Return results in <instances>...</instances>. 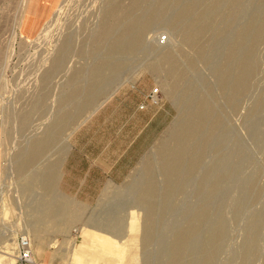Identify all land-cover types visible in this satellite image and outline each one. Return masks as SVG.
<instances>
[{
    "label": "rangeland",
    "instance_id": "374dc122",
    "mask_svg": "<svg viewBox=\"0 0 264 264\" xmlns=\"http://www.w3.org/2000/svg\"><path fill=\"white\" fill-rule=\"evenodd\" d=\"M23 1L24 0H0V247H10L11 248L10 255H5V254L0 253L2 254V258H1L2 263L7 264L6 261H9V262L13 261L12 264H19L16 258L17 257V242L20 237L27 236L31 243L32 257L34 258L37 264H160V263L170 264L169 250H171V248L173 247L177 236L179 235V233L186 231L189 228V226H191L192 224L197 223L198 225L196 224L197 227L193 233V236L188 241L189 244L187 245L186 249H184L185 252L187 251L186 255H183L184 257L180 256L178 258V261L175 262L174 264H195V262L196 264H264V108H263L264 99H262L264 97V2H263L264 0H238V1L236 0H208L209 4L207 3V0H202L203 3H201V0H196V1L186 0V2L185 0L183 1L182 0H179V1L167 0V2L165 3L163 7H158V5H155L156 6L155 7L154 6L155 0H151V1L146 0L142 4L143 7L141 6L140 8L141 10L143 9L142 12L144 13L142 12H141L142 14L139 13L141 11L139 9L134 10V13L132 12L133 14L131 13L128 17H126V19L128 18V20L124 18L121 21L122 25L119 26V23H116L114 26L118 24L119 29L124 28L127 24H129L128 23L129 21L132 22L133 19H135V16H134L135 14H137V17H138L144 14H147L149 11H151V9H149L151 5L152 6L150 8H152V10H155V9L163 10V11H160V14L158 16H160L161 13L165 15L167 13L168 15H166L167 17L166 16L164 17L163 14L161 15V17L157 16V18H160V19H157L155 17L156 19L153 20V24L151 23L152 26L151 24H149L150 27L148 26L147 29H145L144 31L146 33L143 32L144 36H142V43H140V46L137 49L132 51V53L134 52L133 53L134 56L131 54V52H123L121 54L122 56L120 54H117L114 58H112V62H119L123 64L122 67L124 66L123 69L121 67L116 70L117 72L118 71L120 72H118V75H117L118 80L116 79L114 80V82L111 79L116 78V75H115L117 73L116 71L114 72L115 73L114 74L110 69L107 70L103 68L104 73L102 69L100 71V75L103 73L101 77H103L104 75L106 78L105 80H102V81H95L90 74L94 72V69L100 63V62L98 63L97 60L102 59L101 60V63H102V61L106 59L105 57H108L106 55H109V50H110V45H111L110 42L113 40V38H116V36L118 37L120 36V33H121L120 31H122V29L118 30V28H116L115 30V28H113L114 31L117 33L113 32L114 34L112 33V37H110L109 40L103 39L106 42V43H103L105 47L101 45L102 43H100V46L98 47L99 49H97V52L100 51L98 52L99 54L98 53L95 54L96 50L93 53L90 52L91 49L87 50L88 48L92 47L90 46L91 40H92L91 36L93 33L92 30L94 31L95 29L96 31L100 27L99 25H101V23L99 22H102L101 17L103 15L102 14L103 12H101L100 7L101 6L105 7L102 4H105V2L108 4L109 0H58L55 4L51 17L46 21L44 20V16L41 11L42 9L38 8L36 19L39 24L36 22L32 26L31 25L29 26L30 22L25 21L23 18L24 13H25L24 12L25 6L23 5ZM159 1L160 0H156V3L158 4ZM169 1L172 3L173 6L171 5ZM176 1H177V4L178 2L180 3L177 5L176 3H174ZM121 2H123L122 5H124L125 2H126L125 3L126 6L128 4L126 0H123V1L121 0ZM146 2H149L150 4ZM41 3L43 4L44 1H41ZM167 3L168 5L166 7ZM215 3L216 5L213 6ZM42 4L41 6H43ZM191 4L196 9V11H198L199 9L197 14L199 13L204 14L206 12L204 14L205 16L204 15L203 16L205 18H207L208 16L207 19L203 17V20L201 19L197 25L195 24L197 28L199 29H201V27L203 28L202 31L204 32V34L201 35V41H203L204 43L203 44L204 50L202 51V56L203 54L205 55L204 58L197 57L198 51L192 46H190L189 43L185 42V38H183L184 33L182 32L184 28H181V27H183L186 24H182V26L181 24L178 25V27L180 26V28L179 29L175 28V30L173 27H171L174 17L176 15H179L183 11V9L187 8ZM235 5L237 6L235 7ZM147 6H148V9H147ZM168 7L170 10L168 9ZM200 7L202 8L200 9ZM204 7L206 10L204 9ZM164 8L167 11L166 13H164L165 12ZM145 10H147V12ZM172 10H174L175 12ZM169 11L170 13H168ZM171 12L172 13L174 12V13L172 14ZM215 12L217 13L215 14ZM132 15L134 18L132 17ZM171 16L172 17L174 16V17L172 18ZM185 18L187 20L184 19L182 20L181 23L188 22L187 24L190 23V25L192 24L194 26V22L196 21V14L194 12L188 14ZM124 20H125V23H123ZM169 20L170 22H168ZM225 21L227 22L225 23ZM205 24L207 25L211 24V25L207 26ZM123 25L124 27H122ZM88 26H89V29H87ZM206 26L208 28H206ZM39 27H40V30H39ZM168 27L170 29L172 28V30H170ZM212 30H213V33H211ZM257 31H260V32L256 33ZM223 32H225L224 33L225 36ZM210 34H212V37ZM64 35H70L72 38L76 40V42H74L73 41L74 39L71 38L73 41L72 47H74L73 43H76L75 47L69 53V56L67 59L68 62L66 61V65L63 68L64 70L60 69L61 72L59 71L58 73L57 71L56 74L54 73L53 75L54 77L53 76L51 77L52 80L51 82H49V88L47 89V94H46L47 97L45 96L46 99H44L45 101L43 100L44 107H43V104H41L42 109H40L39 111H35L34 115L33 113H31L32 114L31 116H33V119L30 116L31 120L29 118V122L27 124L28 127L26 126L25 128H22L23 129L22 130L20 127L19 121L17 119L18 112L20 111V109H22L23 106H25V104L26 106L28 105L27 104L29 102L27 100V98H29L28 94L32 90L30 92L28 91L30 90V88L31 89L34 88V85H36L34 83H36L37 80H39L38 76L41 77L40 74H42L43 73L42 71H44L43 69H45L46 64L42 63L44 64L42 68L41 60L43 59L42 62L46 59L48 60L49 56L54 54L53 51H55V48L58 45L57 43L60 42V40L58 41V39H61ZM217 35H218L217 37L218 39L221 37L225 39H220L221 40L220 41L216 38ZM203 36L205 38H202ZM209 37L213 39L214 42H212V40ZM231 37H233V39ZM247 37H250V38L248 39ZM161 38H165V40L161 42L160 41ZM215 38H216V41L214 40ZM246 39L248 41H246ZM103 40H101V42H104ZM217 40L220 42H218ZM225 40L227 42H225ZM181 41L183 42L181 43ZM177 45H179L180 47ZM141 46H142V49H141ZM79 47L81 49L82 47L83 48L85 47L86 50L83 49L84 54H82L81 52L78 54V52L80 51ZM102 47H104L103 51L105 50V52L103 53H101L102 50H100L102 49ZM237 48L240 49L241 51L240 53ZM243 48L247 51H245ZM251 48L253 51H251ZM169 49L170 50L172 49V51H175V52L181 50L179 53L177 52V54L179 55L178 58L180 59L179 67L181 70H186V67L188 66V60L192 61L193 65L191 67V70L186 71L184 77L181 80H178V81L173 80V78H171L169 73H167V70H168L167 66L162 68L165 70L162 71V69H159L158 71L153 64L155 62L156 63L158 62L159 60L158 58L161 56L160 54L166 51H169ZM160 50H161V53L158 52ZM208 50H210L209 53H211L209 55L208 53H204V52H208ZM88 51L91 54H89ZM234 51L238 53V57L235 56L237 55V53H234ZM100 53L103 54L102 57H100L101 56ZM104 53H106L105 56H104ZM128 53L129 55L127 56ZM97 55H99V57ZM157 55H160V56L157 57ZM180 55H182L181 58H180ZM90 56L91 57L93 56L92 57L93 59H91ZM94 56L95 58H97L96 61H95ZM185 56L187 57V59ZM197 58H200V59L198 60ZM210 58L212 59L209 60ZM227 58L229 60H227ZM235 59L238 61H236ZM230 61L234 63V65L232 63L229 64L228 62ZM239 61L240 63H237ZM96 62L97 64L95 65L94 63ZM181 63L183 65H181ZM184 63H185V66H184ZM214 63L216 64V66ZM242 63H244L245 65ZM33 64L36 67H34ZM236 64L238 66H236ZM84 65L85 67L81 68ZM210 66H212V68ZM232 66L234 68H232ZM92 67H94L93 71H92ZM235 68H237V70H235ZM241 69L243 70V72L241 71ZM121 72L122 74H119ZM194 74H196L195 75L196 77H194ZM228 74L229 75L233 74L232 78L230 77L231 75L229 76ZM248 74H250V77H245V76H249ZM112 75L114 76V78H112L113 77ZM119 75L120 77H118ZM240 75L241 76L244 75L242 77V86L244 85L245 86L244 87L241 86L240 88H238L237 94H236L238 96H236L235 95L236 93L235 89H237L236 83ZM73 76L74 77L76 76V77L73 78ZM70 77L73 79L71 80ZM225 77L227 79H225ZM80 78L82 79L80 80ZM199 78L201 82L203 83H199L200 82ZM68 79H70L71 82L73 80L74 81L76 80V81L72 82L71 84V82H69L70 80L68 81ZM78 79L80 82L77 81ZM33 80H35L36 82ZM184 80L185 82L182 83ZM243 82H245L244 85H243ZM66 84H68L67 87H66ZM169 84H171L174 87L172 94L168 93ZM203 84L206 85L205 88L203 87L204 86ZM221 84L222 86L224 84L222 88H221ZM78 86L81 89L80 91L78 88H76ZM28 87L30 88L28 89ZM69 87L70 89L68 90ZM74 87H75V90L78 89L79 91L78 97L74 99L76 100L74 102L71 100H68L69 101L68 104H70L68 105L66 102H64L65 95L68 96V94H70L69 93L70 90L73 91ZM227 87L228 89H226ZM96 88L98 91H100V93L96 91ZM155 88H157L160 92L159 104L158 105L150 104V106H152L150 107L151 109L149 111L150 117H152L155 113V118L150 119L151 123L147 127L145 138L146 139L149 138L150 132L157 130L158 126H160L161 131H160L159 136H156V139L154 140V142H151L147 152L143 155V157L138 161V163L133 167L130 173L126 176L125 180L119 184H112V185L106 186V188L100 192L99 197L97 198H74V197H70L69 196L70 194L63 192L62 187H61L62 178H63V166L65 163L69 148L76 136V133L83 126L89 124V121L95 118L96 116H101V118L103 119L107 118L109 120L115 119L116 122L118 120L119 121L126 120L128 118V115L131 109L135 105H140L141 103H143L141 105H144V106L147 105L145 103V102H148L147 95L149 94L150 91H152ZM245 89H246V92H245ZM92 91H93V94L94 93L96 94V98H94L95 101L93 100L94 102L92 101L93 98L89 97L90 95H93L90 93ZM24 92L26 94H23ZM210 92H212L211 96H210ZM20 93H21V97H19V100H18V96L20 95ZM61 93H62V96H61ZM230 93L234 95L231 96ZM186 94H188L190 97L188 95L186 96ZM224 94L226 95V98ZM192 97L194 98L193 100L191 99ZM227 98H228V101H227ZM259 98H261L260 102L262 104L259 102ZM59 99L60 100L62 99V101H59ZM233 99H234V102L232 101ZM78 100L80 102V103L78 102L79 104L77 103ZM90 100L93 102V104L91 106L89 105L90 106L89 107L88 104L89 103L91 104ZM19 101L21 103H19ZM22 101H25L26 103L24 104V102ZM204 102L211 103L210 104L211 115H209V117L206 119L208 122L206 121L207 124H205L203 128V130L204 129L205 130L202 132L200 137L196 139L197 143L195 142V144L196 145L204 144L205 146L203 147H205L206 150L210 151L209 152L210 156L209 154L204 153L203 157L204 156L205 157L204 158L202 157L203 159L202 162L204 163L201 162L202 166L200 165L197 172L194 175H192V178H190V180L187 181V184H186V180L184 176L183 178L181 177L184 182L181 180V178L178 179L180 181L176 179V181H174L175 182L174 186L176 184L177 185L179 184L181 185V187L180 186L173 187L172 189L173 193L172 195L170 194V196L171 197L174 196V197L170 199L171 197L169 196L167 199L165 195L167 193L168 185L172 181L170 180L171 177L168 173L169 172V168L167 167L168 161L166 160V158H164L163 151L166 152V150H170L172 152L173 150L177 149L178 144H179L177 141V138H179L180 131L178 132V130L180 128V125L183 126L185 122L187 123V121L189 122V120L190 122L192 120L195 121L196 120L195 117H197V112L200 108V105L203 104ZM231 102L233 103L232 107L230 106ZM60 103H63L62 106ZM257 103L259 104V106ZM65 104L67 105L64 107ZM255 105H257L256 108L259 107L258 111L256 110ZM14 108H17V109H14ZM15 110L17 114L15 113ZM61 110L66 111L67 113L66 112L61 113L62 112ZM214 110H217V111H214ZM70 112L71 114H68ZM61 114L62 116H64V114L65 115L68 114V115L67 117L63 118ZM75 114L77 117L79 116V118H77ZM193 114L194 115L196 114V116H193ZM217 114L218 115L220 114V115L218 116ZM70 115H74L76 118H74V116L70 117ZM72 117L74 119H72ZM55 118L57 120L59 118L58 122L57 120H55ZM61 121L63 123H61ZM215 122H216V126L215 128H213L212 124H214ZM250 122H252L256 126H254L253 124H249ZM54 123L56 124V126L53 125ZM217 123L219 125L222 123L221 125L223 126L221 125L218 126ZM57 124L58 125L60 124V125L58 126ZM41 125H43V127ZM50 125L51 126L53 125V127H51L52 130L49 129ZM62 125H64L63 129H61ZM68 125L69 127L67 128ZM30 126H31V129H30ZM253 126L256 129H254ZM57 127L58 128L60 127V129H58ZM207 127H210V128H207ZM220 127L225 128V129L220 130ZM26 128L27 129L29 128V129L27 130ZM47 128L50 130V131L48 130V133H47ZM53 128L54 129L56 128V129L54 130ZM250 129H252L253 132H251L252 130L250 131ZM218 130H219V135H217L218 132L216 133V131ZM56 131H58L59 134L55 133ZM40 132L41 134L43 133L41 136L39 134ZM205 132L207 135L203 136ZM50 133L57 134L56 139L59 137L58 140L55 139L54 143L52 142L50 145H48L44 154L33 165L34 167L32 166L33 168H29L25 173L21 174L18 171L17 166L19 165L18 163L21 162L22 158L23 159L25 158V155H23V153L27 151L29 153L30 149H32V145L34 144V142H36V140L41 141V139L48 137ZM222 133H224L223 136H222ZM216 135L218 136L217 138H219L220 141L218 140L217 141L218 143L214 144V142L216 143V140H217ZM37 136L39 140L36 139ZM211 136H213L215 141L212 140ZM219 136L221 137V139ZM32 139H35V140H32ZM227 139L229 143L228 141H226ZM211 140L213 141V145L215 146L213 147L214 149L212 148ZM233 142L236 143L234 145H236L237 147L232 146ZM237 143H241L242 146L240 144L237 145ZM19 145H21V147ZM209 146L211 147L209 148ZM211 148L213 150H211ZM49 151H50V154H48ZM239 152H240V155H237L239 154ZM214 154H216V157H214L215 156ZM44 155H46L47 157ZM206 155L208 159L206 158ZM223 155L225 156V158ZM43 156L44 158L42 159ZM230 157L233 161H231ZM242 157H246L244 158L245 160ZM249 157L252 160L248 159ZM222 158L224 159L222 160ZM216 159L219 161H222L221 164L222 163L223 164L216 165L217 163H220ZM225 159H227L226 163L224 161ZM241 159H243L244 162L247 159L248 162H245V163L241 162L242 164H244L242 165L240 164ZM211 160H214V161H211ZM238 160L240 161L238 162ZM214 163H215V166H217L218 168L214 166ZM236 163L238 165L240 164L239 167L237 166ZM235 166L238 167L239 169L241 168L240 169L241 172L239 171L238 168H235ZM245 166H246V169H244ZM226 167H229V168H226ZM161 168H164V170L166 171H164ZM215 168L217 169L214 170ZM219 168H221L220 170L222 172L221 171L219 172L218 170ZM232 168H234L235 171L234 169L232 170ZM228 170L230 171L228 172ZM252 170H253V173H252ZM203 171H206L205 174L207 175V177L204 176L205 174L203 173ZM232 171H234V173L229 174ZM45 172H47V175H48L46 178V181L48 182L49 189L52 190L51 194H54V196H57V198H60L58 199L59 201L61 199L63 201L68 200L70 204H73L74 208L77 207L75 210L76 215L78 212L79 214L77 215L78 219L76 221L74 220L73 222H71L70 224L68 223L67 225L66 224L64 225V223L63 225H61L59 224L61 223L59 222L60 221L59 220L58 221L59 223L55 221V223L58 224V226H56V224L54 223V220H52L50 217H48L45 214L43 203H45L44 196L47 194V189H48V188L46 189L45 185L35 184L31 187L30 191L28 192L23 191V185L24 183H26L28 178L30 179L32 176H35L36 174L42 175ZM141 172L143 173V175ZM210 172H211V175H210ZM236 173L238 174V176L235 175ZM246 173H248V177H246L247 176ZM233 176L234 177L237 176V177L233 178ZM227 177L229 178V180ZM238 177L242 179H239ZM195 178H197L195 180L196 182L193 181ZM236 178L238 180H236ZM243 178L244 179L252 178V179H250V181L248 179L247 180L248 183H246L245 182L246 180L244 181ZM204 179L206 181H204ZM222 179H224V181L226 179L228 182L231 180L230 182L235 188L232 187L230 182L228 183L227 181H225L227 182L225 184V182ZM199 180H201V182ZM43 181L44 180H42V182ZM208 181L210 182L208 183ZM236 181H237V184L240 183V185L239 184L237 185ZM182 183L185 185V188H184V185H182ZM217 183L218 185L220 184L219 187ZM246 184L249 186H247ZM243 185L246 186L247 191L245 187H243ZM230 188H233V189L231 190ZM225 189H227V191ZM237 189L242 190V192L243 191L245 192L241 194V191L239 193V190ZM220 193H223V194L220 195ZM146 194H151L153 196V198L150 199L149 202L146 201L147 203L151 204L150 206H147L148 204L146 205L145 203L141 205V207L140 205L134 204V200L136 198H141L142 196H145ZM20 195L21 196L23 195V196L21 197ZM235 197H238L239 199ZM156 200L158 201L155 202ZM166 200L167 201L169 200V202H167ZM119 201L121 202L125 201V202H122L120 204ZM237 201L240 206L237 204ZM123 203L125 204L122 205ZM169 203L171 205L168 206ZM166 204H167V207H166ZM172 204H174L175 206L174 205L172 206ZM236 205L237 207H235ZM244 205L246 207H244ZM151 206L154 208L156 206V209L158 208L157 209L158 211H155L156 213L154 212L155 214L151 218V224H150L149 219H148L149 214L147 213H149L148 210ZM241 206L242 208H240ZM168 208L170 210H173L172 212L174 213L176 211L177 212L174 215H172L173 213L169 211ZM174 208H176L177 210L175 211ZM204 208L206 212L204 216L202 217L201 213H202V209ZM178 209L180 213H178ZM112 210L113 211L115 210L116 212L115 213L111 212ZM162 211L165 214L162 213ZM166 212H168L167 215H166ZM189 212H191V215ZM260 213H263V214L260 215ZM113 214L114 216H116V218H119L118 223L121 226L116 223L115 225H117L119 228L121 227L123 228V229L121 228L120 235H119L121 237H123L122 235H124L125 237V239H123L122 247L121 246L116 247L117 246L116 237H112L113 236L112 234H108V233L106 234L104 232H101V229L99 230V228L97 227L100 224V222L101 224H103L102 226L106 225L107 219L112 217ZM116 214L119 216H117ZM101 215H102V219H101ZM164 215L166 216V218ZM132 216H133V220H131ZM259 216H262V217H259ZM176 217L178 219H176ZM95 218H98V219L100 218V219L98 220ZM160 218L165 223L163 222L162 224V221L160 220ZM199 218L202 219V221L199 220ZM214 218L215 219L217 218L218 220L216 219L214 222ZM91 220H93L94 222ZM156 220H157V223H156ZM41 221H44V222L42 223ZM90 222L92 223L90 224ZM211 222L215 223L214 229L212 227L213 223L210 224ZM221 223H223V225ZM130 224H133V228L129 226ZM89 225L90 226L93 225L94 227L96 226L95 228L96 229L98 228L97 230L99 231L97 232L95 228H91L89 227ZM219 225L221 226L219 227ZM249 225H251V227ZM100 226L101 225H99V227ZM102 226L101 228H104ZM163 227H166V228H163ZM150 228L152 229L153 234H152L151 239L149 241H146V234L148 233V229ZM158 228H161V229L159 230ZM208 228H211L210 232H208L209 231ZM165 229L169 232V234H166L167 231ZM248 229L250 230L248 231ZM161 230L162 232H160ZM164 230L166 233L164 232L163 234ZM253 230H254V233H253ZM155 231L156 232L158 231V232L156 233ZM170 232L172 233V235ZM216 232L218 236L216 235ZM3 234H5L6 236H4ZM195 234H196V237H195ZM222 237H223V241H221ZM92 238H94V240ZM165 238L167 239L169 238V240L167 241V239ZM195 238H197V240ZM198 238H200L202 241L200 242V239L198 240ZM247 240H248V243H247ZM195 241L196 243L198 242L196 245H194ZM191 242L194 244H192ZM162 245H164L163 247L167 245V247L165 248L167 249L168 252L166 250L164 251L166 255L168 254V256L164 255V253L162 254L164 256L160 255L161 254L160 252L163 249H165L161 247ZM192 245L196 247H193ZM161 248L163 249L161 250ZM194 250H195V253H194ZM150 252L154 254L153 255L154 257L152 256ZM249 252H251V254H249ZM251 255L253 256V259ZM148 258H150V261L148 260ZM156 258H159L157 259L158 262L156 261ZM196 258L198 260H196ZM27 264H30V263H27Z\"/></svg>",
    "mask_w": 264,
    "mask_h": 264
},
{
    "label": "bare ground",
    "instance_id": "6f19581e",
    "mask_svg": "<svg viewBox=\"0 0 264 264\" xmlns=\"http://www.w3.org/2000/svg\"><path fill=\"white\" fill-rule=\"evenodd\" d=\"M123 1V0H122ZM127 2H128V4H127V6L125 5V3H124V5H122V3L123 2H121V0H109V2H108V4L105 2V4H102V5H104L105 7H100L101 8V12H103L102 14V17H101V21L102 22H99V23H101V25H99V26H97V27H99L96 31H95V29H94V31L92 30V36H91V38H92V40H91V45L90 46H92L91 48H88L87 50H89V49H91V53H93L95 50H96V53L95 54H97L98 52H100V51H98L97 52V49H99L98 47L100 46V43H102L101 45H103L104 47H105V45L103 44V43H106L104 40L105 39H108L109 40V38L110 37H112V33L113 32H115L114 31V29L113 28H115V30H116V28H118L120 25H122V20L125 18L126 19V17H128L132 12L134 13V10H141L140 8H141V6H142V4L146 1V0H130V1H128V0H126ZM151 1V0H150ZM149 1V2H150ZM173 1V0H172ZM175 1V0H174ZM177 1H179V0H177ZM177 1L176 2H174V3H176L177 4ZM183 1V0H182ZM188 1V0H187ZM194 1V0H193ZM196 1V0H195ZM236 1H238V0H236ZM28 2H29V0H24L23 1V5L25 6V13H24V16H23V18H24V20L25 21H29L30 22V24H29V26L31 25H33L34 23H36L35 21H33V20H31L30 18H29V16L26 14V12H27V8H28ZM130 2V3H129ZM149 2H146V3H149ZM154 2V1H153ZM167 2V0H160L159 1V3L157 4L156 3V0H155V3H154V6L155 5H158V7H163L164 5H165V3ZM170 2V1H169ZM185 2H186V0H185ZM206 2V1H205ZM224 2V1H223ZM227 2V1H226ZM231 2V1H230ZM244 2V1H243ZM264 2V1H263ZM262 2V3H263ZM171 3V2H170ZM180 2H178V4H179ZM183 3V2H182ZM194 3V2H193ZM200 3V2H199ZM201 3H203L202 2V0H201ZM207 3H208V0H207ZM225 3V2H224ZM235 3V2H234ZM107 4V5H106ZM150 4V3H149ZM152 4V3H151ZM175 4V5H176ZM177 4V5H178ZM184 4V3H183ZM186 4H188V3H186ZM197 4V3H196ZM205 4V3H204ZM209 4V3H208ZM219 4H221V3H219ZM229 4V3H228ZM236 4H237V2H236ZM100 5V4H99ZM167 5H168V3L166 4V7H167ZM171 5H172V3H171ZM176 5V6H177ZM181 5V4H180ZM179 5V6H180ZM211 5V4H210ZM216 5V3L213 5V6H215ZM226 5V4H225ZM150 6V5H149ZM152 6V5H151ZM150 6V7H151ZM169 6H170V4H169ZM173 6V5H172ZM178 6V7H179ZM185 6V5H184ZM184 6H182V7H184ZM196 6V5H195ZM207 6H209V5H207ZM206 6V7H207ZM221 6V5H220ZM219 6V7H220ZM223 6H224V4H223ZM234 6V5H233ZM237 5H235V7H236ZM240 6V5H239ZM143 7V6H142ZM149 7V9H151V11H149L147 14H144V15H142V16H138L137 17V14H135L134 16H135V19H133V21L132 22H128L129 24H127L125 27H124V25L122 26V27H124V28H121L122 29V31H120L121 33H120V36L118 37V36H116V38H113V40L110 42L111 43V45H110V50H109V55H106V56H108V57H105L106 59H104V61H102V63H101V60L99 61V60H97V58H95V56H94V58H95V61L97 60L98 61V65H97V67L96 66H94V67H96L95 69H94V72L92 73V74H90L91 76H92V78L95 80V81H102V80H105V76L103 75V77H101V75L104 73V69H110L113 73L117 70V69H119V68H121L122 67V65L123 64H121V63H119V62H112V58H114L117 54H122L123 52H131V54L133 55V53H132V51L133 50H135V49H137L139 46H140V43H142V36H144V34H143V32L145 31V29H147V27L149 26V24H153V20L154 19H156L157 18V16L160 14V11H163V10H159V9H155V10H152V8H150ZM156 7V6H155ZM175 7V6H174ZM262 7V6H261ZM99 8V9H100ZM102 8H104V9H102ZM154 8V7H153ZM171 8H173V7H171ZM197 8V7H196ZM202 7H200V9H201ZM222 8V7H221ZM232 8H234V7H232ZM145 9H146V7H145ZM147 9H148V6H147ZM163 9V8H162ZM168 9H169V7H168ZM175 9H177V8H175ZM204 9H205V7H204ZM231 9V8H230ZM262 9V8H261ZM143 10V9H142ZM142 10L139 12V13H141L142 12ZM164 10H165V8H164ZM170 10V9H169ZM203 10V9H202ZM206 10V9H205ZM204 10V11H205ZM223 10V9H222ZM237 10V9H236ZM241 10V9H240ZM146 12H147V10H145ZM172 11H174V10H172ZM198 11H199V9H198ZM198 11H196V9L192 6V4L190 5V6H188L187 8H185V9H183V11L179 14V15H176L175 17H174V20L172 21V24L171 23H169V24H171V27H173L174 28V30H175V28H180V26L178 27V25H180L181 24V26H182V24H186V25H184L183 27H181V28H184L183 30H182V32L184 33L183 35H184V37L183 38H185V42L186 43H189V45L190 46H192L193 48H195L197 51H198V56L197 57H200V58H204V54H203V56H202V51L204 50V43H203V41H201V35L202 34H204V32L202 31V27H201V29H199V28H197L196 26H195V24L197 25L198 24V22L202 19L203 20V17L205 16L204 14L206 13H199V14H197V12ZM208 11V10H207ZM220 11V10H219ZM262 11V10H261ZM137 12V11H136ZM167 11L165 10V12L164 13H166ZM175 12V11H174ZM173 12V13H174ZM195 13L196 14V21L194 22V26L191 24L190 25V23L189 24H187V23H181L182 22V20H184V19H186L185 17L188 15V14H190V13ZM211 12V11H210ZM218 12V11H217ZM217 12H215V14L217 13ZM222 12V11H221ZM132 13V14H133ZM142 13H144V12H142ZM141 13V14H142ZM168 13H170V11L168 12ZM172 13V12H171ZM172 13V14H173ZM223 13V12H222ZM224 13H225V11H224ZM235 13V12H234ZM163 13H161V15H162ZM176 14V13H175ZM232 14V13H231ZM98 15V14H97ZM140 15V14H139ZM161 15L160 16H158V17H161ZM166 15H168L167 13H166ZM165 14H163V16L165 17L166 16ZM171 15V14H170ZM204 15V16H203ZM213 15V14H212ZM234 15V14H233ZM99 16V15H98ZM207 16V15H206ZM222 16V15H221ZM232 16V15H231ZM132 17H133V15H132ZM131 17V18H132ZM156 17V18H155ZM167 17V16H166ZM172 17V16H171ZM172 17V18H173ZM236 17H237V15H236ZM134 18V17H133ZM205 18V17H204ZM207 18H208V16H207ZM207 18H205V19H207ZM210 18V17H209ZM157 19H160V18H157ZM165 19V18H164ZM167 19V18H166ZM169 19V18H168ZM171 19V18H170ZM205 19H204V21H205ZM217 19V18H216ZM88 20V19H87ZM126 20H128V18L126 19ZM163 20V19H162ZM187 20V19H186ZM192 20V19H191ZM203 21V22H204ZM222 21V20H221ZM120 22H121V24H120ZM155 22V21H154ZM156 22H157V20H156ZM168 22H170V20L168 21ZM202 22V23H203ZM207 22V21H206ZM223 22V21H222ZM227 21H225V23H226ZM235 22V21H234ZM38 23V22H37ZM116 23H119V26H118V24L116 25V26H114ZM123 23H125V20H124V22ZM160 23H162V22H160ZM192 23V22H191ZM201 23V22H200ZM212 23V22H211ZM215 23V22H214ZM229 23V22H228ZM39 24V23H38ZM152 24H151V26H152ZM156 24V23H155ZM157 25H159V24H157ZM205 25H207V24H205ZM209 26L211 25V24H208ZM207 25V26H208ZM212 25H214V24H212ZM225 25V24H224ZM223 25V26H224ZM164 26V25H163ZM169 26V25H168ZM206 26V28H208ZM41 27V26H40ZM40 27H39V30H40ZM96 27V28H97ZM150 27V26H149ZM204 27V26H203ZM84 28V27H83ZM169 28V27H168ZM212 28V27H211ZM210 28V29H211ZM87 29H89V26H88V28ZM121 29H119L118 28V30H121ZM170 29V28H169ZM247 29V28H246ZM117 30V31H118ZM170 30H172V28L170 29ZM214 30V29H213ZM213 30H212V32L211 33H213ZM260 30V29H259ZM180 31V30H179ZM178 31V32H179ZM206 31V30H205ZM211 31V30H210ZM210 31H208V32H210ZM176 32V31H175ZM207 32V31H206ZM218 32V31H217ZM221 32V31H220ZM219 32V33H220ZM258 32H260V31H257L256 33H258ZM115 33H117V32H115ZM144 33H146V32H144ZM180 33V32H179ZM218 33V34H219ZM225 32H223V34H224ZM227 33H229V32H227ZM114 34V33H113ZM178 34V33H177ZM182 34V33H181ZM208 34V33H207ZM214 34H215V32H214ZM91 35V34H90ZM179 35V34H178ZM211 35V37H212V34H210ZM240 35V34H239ZM261 35V34H260ZM180 36V35H179ZM207 36V35H206ZM209 36V35H208ZM215 36V35H214ZM220 36V35H219ZM224 36H225V34H224ZM248 36V35H247ZM114 37H115V35H114ZM117 37H118V39H117ZM218 37V35L216 36V38ZM237 37V36H236ZM242 37V36H241ZM72 37L70 36V35H64L61 39H58V41L60 40V42L59 43H57L58 45H57V47L55 48V51H53L54 52V54H52V53H50V54H52V55H50L49 56V58H48V60L46 59V60H44L43 62H42V60H41V64L42 63H44V64H46V66H45V69H43L44 71H42L43 73L42 74H40L41 75V77L40 76H38L39 77V80H37V82L35 81V80H33V81H35L36 83H34V84H36V85H34V88H30V87H28V89L30 88V90L28 91V92H30L31 90V92L28 94L29 96V98H27V100L29 101L27 104V106H26V102L25 101H22V102H24V104H25V106H23L22 107V109H20V111L18 112V116H17V119H18V121H19V124H20V127H21V129L22 128H25L26 126H27V124H28V122H29V118H30V116L32 115L31 113H33V115H34V113H35V111H39L40 109H42L41 107V104H43V107H44V102H43V100L44 99H46L45 98V96L47 97V89L49 88V82H51V77L54 75V73L56 74V72L58 71V73H59V71H60V69L62 70L63 68H64V66L66 65V61H67V59H68V56H69V53L71 52V50L72 49H74V47H75V44L76 43H73V45H74V47H72V42L74 41V42H76V40L74 39V38H72V39H74L73 41H72V39H71ZM202 38H205L204 36L202 37ZM210 38V37H209ZM214 38V37H213ZM216 38L214 39L215 41H216ZM232 39H233V37H231ZM240 38V37H239ZM244 38V37H243ZM248 39L250 38V37H247ZM104 39V40H103ZM115 39H117V40H115ZM211 39V38H210ZM218 39V38H217ZM220 39H225V38H223V37H221V38H219L218 40H220ZM231 39V40H232ZM237 39V38H236ZM254 39V38H253ZM101 40H103L104 42H101ZM182 40V39H181ZM203 40V39H202ZM206 40V39H205ZM212 40V42H214L213 41V39H211ZM217 40V41H218ZM221 41V40H220ZM220 41H218V42H220ZM223 41V40H222ZM246 41H248L247 39H246ZM245 41V42H246ZM253 41V40H252ZM180 42V41H179ZM183 41H181V43H182ZM184 42V43H185ZM225 42H227L226 40H225ZM229 42V41H228ZM238 42V41H237ZM255 42V41H254ZM43 43V42H42ZM82 43V42H81ZM80 43V44H81ZM185 43V44H186ZM224 43V42H223ZM239 43V42H238ZM83 44V43H82ZM160 44V43H159ZM179 44V43H178ZM220 44V43H219ZM107 45V44H106ZM184 45V44H183ZM188 45V44H187ZM217 45V44H216ZM224 45V44H223ZM245 45V44H244ZM85 46V45H84ZM175 46V45H174ZM177 46H179V45H177ZM182 46V45H181ZM190 46H189V48H190ZM221 46V45H220ZM236 46V45H235ZM254 46H255V44H254ZM253 46V47H254ZM54 47H55V45H54ZM104 47H102V49H100V50H102V52L101 53H103V52H105V50L103 51V48ZM144 47V46H143ZM180 47V46H179ZM219 47V46H218ZM246 47H248V46H246ZM252 47V46H251ZM107 48V47H106ZM172 48V47H171ZM175 48H177V47H175ZM182 48V47H181ZM180 48V49H181ZM188 48V47H187ZM206 48H207V46H206ZM228 48H230V47H228ZM79 49H80V51L78 52V54L81 52L82 54H84V50L83 49H85V47L83 48L82 47V49L79 47ZM109 49V48H108ZM108 49H106V50H108ZM141 49H142V46H141ZM147 49H149V48H147ZM168 49V48H167ZM192 49V48H191ZM224 49V48H223ZM238 49V48H237ZM244 49V48H243ZM243 49H242V51H243ZM256 49V48H255ZM86 50V49H85ZM146 50V49H145ZM156 50H157V48H156ZM174 50V49H173ZM179 50V49H178ZM194 50V49H193ZM207 50V49H206ZM239 50V53L241 52L240 51V49H238ZM245 50V49H244ZM78 51V50H77ZM140 51V50H139ZM150 51H152V50H150ZM155 51V50H154ZM181 51V50H180ZM180 51H172V49L170 50L169 49V51H166V52H164V53H162V54H160V55H157V57L158 56H160L158 59V62L156 63H153L154 64V66H155V68L159 71V69H162V68H164L165 66H167V68H168V70H167V68H166V70H167V73H169V75L171 76V78H173V80H175V81H178V80H181L183 77H184V75H185V72L186 71H188V70H191V67H192V61H189L188 60V66L186 67V70H181L180 69V67H179V55L177 54V52L179 53ZM185 51V50H184ZM191 51V50H190ZM220 51V50H219ZM245 51H247V50H245ZM251 51H253L252 50V48H251ZM255 51V50H254ZM159 53H161V50L160 51H158ZM186 52V51H185ZM196 52V51H195ZM210 52V50H208V52H204V53H208V55L209 54H211V53H209ZM88 53H89V51H88ZM91 53H89V54H91ZM100 53V54H101ZM154 53V52H153ZM158 53V54H159ZM192 53V52H191ZM234 53H237V52H235L234 51ZM243 53H244V51H243ZM252 53H254V52H252ZM86 54V53H85ZM88 54V55H89ZM99 54V53H98ZM105 54L106 53H104V56H105ZM182 54V53H181ZM183 54H184V52H183ZM194 54V53H193ZM233 54V53H232ZM47 55V54H46ZM87 55V54H86ZM129 55V53L127 54V56ZM156 55V54H155ZM195 55H196V53H195ZM208 55H207V57H208ZM98 57H99V55H97ZM103 56V54H101V56L100 57H102ZM122 56V55H121ZM126 56V55H125ZM126 56V57H127ZM134 56V55H133ZM181 56L182 55H180V58H181ZM189 56H190V54H189ZM188 56V57H189ZM211 56V55H210ZM209 56V57H210ZM223 56V55H222ZM236 57H238V53H237V55H235ZM240 56H241V54H240ZM239 56V57H240ZM251 56V55H250ZM249 56V57H250ZM43 57V56H42ZM41 57V58H42ZM83 57V56H82ZM86 57V56H85ZM84 57V58H85ZM91 57V56H90ZM93 57V56H92ZM91 57V59H93ZM120 57V56H119ZM124 57V56H123ZM186 57V56H185ZM214 57V56H213ZM233 57V56H232ZM104 58V57H103ZM122 58V57H121ZM193 58V57H192ZM192 58H190V59H192ZM200 58H197L198 60L200 59ZM206 58V57H205ZM245 58V57H244ZM252 58V57H251ZM254 58V57H253ZM45 59V58H44ZM123 59V58H122ZM186 59H187V57H186ZM185 59V60H186ZM195 59V58H194ZM212 58H210L209 60H211ZM246 59V58H245ZM250 59V58H249ZM129 60V59H128ZM196 60V59H195ZM202 60H204V59H202ZM227 60H229L228 58H227ZM236 60V59H235ZM234 60V61H235ZM241 60V59H240ZM255 60V59H254ZM208 61V60H207ZM226 61V60H225ZM236 61H238V60H236ZM243 61H245V60H243ZM242 61V62H243ZM251 61V60H250ZM249 61V62H250ZM39 62V61H38ZM68 62V61H67ZM202 62V61H201ZM204 62V61H203ZM220 62V61H219ZM186 63H187V61H186ZM229 64L230 63H232L231 61L230 62H228ZM236 63V62H235ZM237 63H240V61L239 62H237ZM253 63H254V61H253ZM252 63V64H253ZM44 64H42V68H43V66H44ZM95 65L97 64V62L96 63H94ZM93 64V65H94ZM130 64V63H129ZM215 64V63H214ZM233 65H234V63H232ZM242 64H244V63H242ZM251 64V63H250ZM249 64V65H250ZM34 65V64H33ZM93 65H91V66H93ZM181 65H183L182 63H181ZM245 65V64H244ZM90 66V65H89ZM153 66V67H154ZM184 66H185V63H184ZM183 66V67H184ZM195 66V65H194ZM199 66V65H198ZM215 66H216V64H215ZM227 66V65H226ZM236 66H238L237 64H236ZM253 66V65H252ZM251 66V67H252ZM34 67H36L35 65H34ZM85 67V65L83 66V67H81V68H84ZM88 67V66H87ZM94 67H92V71H93V68ZM124 67V66H123ZM123 67H122V69H123ZM152 67V66H151ZM183 67H181V68H183ZM197 67V66H196ZM195 67V68H196ZM211 68H212V66H210ZM219 67H220V65H219ZM228 67V66H227ZM240 67V66H239ZM104 68V69H103ZM214 68V67H213ZM232 68H234L233 66H232ZM244 68V67H243ZM242 68V69H243ZM103 69V70H102ZM217 69H218V67H217ZM225 69H227V68H225ZM224 69V70H225ZM229 69V68H228ZM241 69V71L243 72V70ZM250 69V68H249ZM64 70V69H63ZM84 70H86V69H84ZM103 71V73L100 75V71ZM107 70H105V71H107ZM163 70H165V69H162V71ZM211 70V69H210ZM235 70H237V68H235ZM240 70V69H239ZM245 70V69H244ZM39 71V70H38ZM232 71H233V69H232ZM61 72V71H60ZM78 72V71H77ZM117 72V71H116ZM118 72H120V71H118ZM118 72L115 74L116 75V78L115 79H111V80H113V82H114V80H118V78H117V75H118ZM191 72V71H190ZM196 72V71H195ZM217 72V71H216ZM224 72V71H223ZM226 72V71H225ZM240 72V71H239ZM80 73V72H79ZM78 73V74H79ZM222 73V72H221ZM232 73V72H231ZM241 73V72H240ZM77 74V73H76ZM75 74V75H76ZM88 74V73H87ZM109 74V73H108ZM119 74H122V72L121 73H119ZM226 74V73H225ZM70 75H72V74H70ZM193 75V74H192ZM196 74H194V77H196L195 76ZM229 75V74H228ZM231 75V74H230ZM229 75V76H230ZM233 75V74H232ZM232 75L230 76L231 78H232ZM239 75V74H238ZM242 75V74H241ZM239 76V78L237 79L238 81H237V83H236V88L237 89H235L236 90V93H235V95L237 94V90H238V88H240L241 86H242V77L244 76ZM249 76H245V77H250V74H248ZM113 76V75H112ZM201 76H203V75H201ZM212 76V75H211ZM236 76V75H235ZM54 77V76H53ZM72 77V76H71ZM70 77V79L72 80L73 78H75L74 76H73V78H71ZM78 77H79V75H78ZM77 77V78H78ZM89 77V76H88ZM87 77V78H88ZM118 77H120V75L118 76ZM217 77V76H216ZM221 77V76H220ZM226 77H228V76H226ZM225 77V79H227ZM229 77V78H230ZM35 78V77H34ZM112 78H114V76L112 77ZM187 78V77H186ZM228 78V79H229ZM70 79H68V81L70 80ZM82 78H80V80H81ZM163 79V78H162ZM246 79V78H245ZM71 80L69 81V82H71ZM111 80H109V81H111ZM120 80V79H119ZM199 80H200V78H199ZM198 80V81H199ZM76 81V80H75ZM74 80L72 81V82H75ZM77 81H79V79L77 80ZM108 81V80H107ZM106 81V82H107ZM221 81V80H220ZM67 82V81H66ZM72 82H71V84H72ZM80 82V81H79ZM185 82V80L182 82V83H184ZM208 82V81H207ZM217 82V81H216ZM247 82V81H246ZM33 83V82H32ZM81 83H83V82H81ZM179 83V82H178ZM199 83H203V82H201V80H200V82ZM30 84V83H29ZM65 84V83H64ZM63 84V85H64ZM96 84V83H95ZM226 84V83H225ZM245 84V82H243V85ZM31 85V84H30ZM74 85H76V84H74ZM73 85V86H74ZM97 85V84H96ZM110 85V84H109ZM113 85V84H112ZM198 85V84H197ZM204 86V88H205V84H203ZM215 85V84H214ZM214 85H212V86H214ZM227 85V84H226ZM228 85H230V84H228ZM234 85H235V83H234ZM28 86V85H27ZM68 86V84H66V87ZM94 86V85H93ZM223 86H224V84H223ZM222 86V84H221V88L223 87ZM233 86V85H232ZM245 86V85H244ZM244 86H242V87H244ZM32 87V86H31ZM70 87H72V86H70ZM70 87L68 88V90L70 89ZM89 87V86H88ZM98 87H99V85H98ZM101 87V86H100ZM202 87V86H201ZM202 87V88H203ZM229 87H231V86H229ZM26 88V87H25ZM65 88V87H64ZM76 88H78L79 89V91L81 90L80 88H79V86L78 87H76ZM84 88V87H83ZM87 88V87H86ZM85 88V89H86ZM66 89V88H65ZM74 90L72 91V90H70V94H68V96H66L65 95V99H64V102H66L67 104L69 103V101L68 100H71V101H76V100H74L76 97H78V89L77 90H75V87L73 88ZM173 89H174V87L171 85V84H169L168 85V93L169 94H172L173 93ZM213 89H214V87H213ZM226 89H228V87L226 88ZM27 90V89H26ZM100 90V89H99ZM191 90H193V89H191ZM210 90V89H209ZM216 90V89H215ZM224 90V89H223ZM230 90H232V89H230ZM235 90H233V91H235ZM240 90V89H239ZM243 90H244V88H243ZM243 90H241V91H243ZM23 91V90H22ZM65 91V90H64ZM96 91H98L97 90V88H96ZM103 91V90H102ZM190 91V90H189ZM200 91V90H199ZM225 91V90H224ZM223 91V92H224ZM240 91V92H241ZM82 92H83V90H82ZM88 92V91H87ZM87 92H86V94H87ZM99 93H100V91H98ZM212 92H214V91H212ZM212 92H210V96H211V93ZM228 92H229V90H228ZM240 92H239V94H240ZM245 92H246V89H245ZM22 93V92H21ZM21 93H20V95L18 96V100H19V97H21ZM91 94H93V91L92 92H90ZM105 93H106V91H105ZM217 93V92H216ZM227 93V92H226ZM225 93V94H226ZM233 93V92H232ZM23 94H26L25 92L23 93ZM103 94V93H102ZM224 94V95H225ZM231 94V93H230ZM80 95V94H79ZM175 95V94H174ZM188 94H186V96H187ZM206 95V94H205ZM213 95V94H212ZM215 95V94H214ZM228 95V94H227ZM232 95H234V94H231V96ZM26 96V95H25ZM61 96H62V93H61ZM189 96V95H188ZM192 96V95H191ZM219 96H220V94H219ZM236 96H238V95H236ZM24 97V96H23ZM27 97V96H26ZM25 97V98H26ZM82 97H84V96H82ZM90 98H93L92 99V101L94 100V98H96V94L94 93L93 95H90L89 96ZM89 97H87V98H89ZM190 97V96H189ZM188 97V98H189ZM209 97V96H208ZM207 97V98H208ZM60 98H62V97H60ZM207 98H205V99H207ZM225 98H226V95H225ZM86 99V98H85ZM192 100L194 99L193 97L191 98ZM211 99V98H210ZM213 99H214V97H213ZM232 99V98H231ZM260 99L261 98H259V102H260ZM262 99H264V97L262 98ZM21 100H22V98H21ZM25 100V99H24ZM81 100V99H80ZM87 100H89V99H87ZM105 100V99H104ZM178 100V99H177ZM176 100V101H177ZM237 100V99H236ZM45 101V100H44ZM59 101H62V99L60 100L59 99ZM68 101V102H67ZM91 101V100H90ZM91 101V104L89 103H87L88 104V106L90 105H92L93 104V102L95 101H93L92 102ZM99 101V100H98ZM186 101V100H185ZM188 101V100H187ZM206 101V100H205ZM213 101V100H212ZM227 101H228V98H227ZM233 102H234V99L232 100ZM79 102V100L77 101V103ZM88 102V101H87ZM183 102V101H182ZM189 102V101H188ZM209 102H210V100H209ZM236 102V101H235ZM18 103V102H17ZM19 103H21L20 101H19ZM72 103V102H71ZM76 103V104H77ZM80 103V102H79ZM78 103V104H79ZM83 103V102H82ZM81 103V104H82ZM96 103V102H95ZM228 103V102H227ZM261 103V102H260ZM16 104V103H15ZM23 104V103H22ZM61 104V106H62V104L63 103H60ZM67 104H65L64 105V107L67 105ZM74 104V103H73ZM210 104L211 103H206V102H204L203 104H201L200 105V108H199V110H198V112H197V117H195L196 118V120L195 121H191L190 122V120H189V122L187 121V123L185 122V124L183 125V126H181L180 125V128H179V130H178V132L180 131V133H179V138H177V141H178V147H177V149H175V150H173L172 152L170 151V150H166V152L165 151H163V153H164V158H166V160L168 161L167 162V167L169 168V175H170V177H171V181L172 182H170L169 183V185H168V188H167V193H166V198L168 199V197L170 196V194L172 195V189H173V187H177V186H180L181 187V185H175L174 186V181H176V179L178 180V179H180L181 177L183 178V176H184V178H185V180H186V184H187V181L188 180H190V178H192V175H194L196 172H197V170L199 169V167H200V165H201V162L203 161V159H202V157H203V155H204V153L206 154H209V152L210 151H208V150H206V148L205 147H203V146H205L204 144H202V145H199V144H195V142L197 143V141H196V139L197 138H199L200 137V135L202 134V132L205 130H203V128H204V126H205V124H207L206 123V119L209 117V115H211V107H210ZM230 104V103H229ZM232 102H231V107H232ZM258 104V103H257ZM262 104V103H261ZM68 105H70V104H68ZM228 105V104H227ZM84 106V105H83ZM89 106V107H90ZM216 106V105H215ZM256 106L257 105H255V108H256ZM258 106H259V104H258ZM217 107V106H216ZM221 107V106H220ZM214 108V107H213ZM212 108V109H213ZM218 108V107H217ZM259 108V107H258ZM258 108H256V110L258 111ZM264 108V107H263ZM262 108V109H263ZM14 109H17V108H14ZM186 110V109H185ZM189 110V109H188ZM255 110V111H256ZM62 111V110H61ZM81 111V110H80ZM192 111V110H191ZM214 111H217V110H214ZM63 112H66V111H62L61 113H63ZM188 112V111H187ZM213 112V111H212ZM15 113H16V110H15ZM59 113H60V111H59ZM67 113V112H66ZM73 113H75V112H73ZM215 113V112H214ZM221 113V112H220ZM254 113H256V112H254ZM17 114V113H16ZM16 114H15V116H16ZM68 114H71V112L70 113H68ZM67 114V115H68ZM79 114H80V112H79ZM190 114H191V112H190ZM67 115H65L64 114V116H62V114H61V116L64 118V117H67ZM218 115V114H217ZM220 115V114H219ZM218 115V116H219ZM222 115V114H221ZM57 116H59V115H57ZM56 116V117H57ZM61 116H59V117H61ZM71 116H74V115H70V117ZM75 116H76V114H75ZM74 116V118H76ZM193 116H196V114L194 115L193 114ZM217 116V117H218ZM249 116V115H248ZM32 117V119H33V116H31ZM216 117V116H215ZM73 117H72V119H74ZM77 118H79V116L77 117ZM210 118H212V117H210ZM247 118V117H246ZM62 119V118H61ZM220 119V118H219ZM255 119V118H254ZM30 120H31V118H30ZM55 120H57L56 118H55ZM58 120H59V118H58ZM58 120H57V122H58ZM64 120V119H63ZM66 120H68V119H66ZM209 120H211V119H209ZM213 120V119H212ZM17 121V120H16ZM15 121V122H16ZM77 121V120H76ZM220 121H222V120H220ZM253 121V120H252ZM32 122V121H31ZM56 122V123H57ZM71 122H73V121H71ZM78 122V121H77ZM208 122V121H207ZM218 122V121H217ZM223 122H224V120H223ZM9 123V122H8ZM61 123H63L62 121H61ZM67 123V122H66ZM69 123H70V121H69ZM75 123V122H74ZM183 123V122H182ZM17 124V123H16ZM33 124V123H32ZM68 124V123H67ZM66 124V125H67ZM218 124V123H217ZM222 124V123H221ZM220 124V125H221ZM248 124V123H247ZM249 124H253L252 122H250ZM256 124V123H255ZM53 125H55L56 126V124L54 123ZM53 125L51 126L50 125V127H49V129H51V127H53ZM58 125V124H57ZM60 125V124H59ZM58 125V126H59ZM72 125V124H71ZM219 124H218V126H220ZM254 125V124H253ZM11 126H13V125H11ZM18 126V125H17ZM16 126V127H17ZM42 127H43V125H41ZM215 126H216V122L214 123V124H212V127L213 128H215ZM221 126H223V125H221ZM250 126V125H249ZM254 126H256V125H254ZM254 126H253V128H254ZM28 127V126H27ZM69 127V125L67 126V128ZM252 127V126H251ZM58 128V127H57ZM64 128V125H62V127H61V129H63ZM207 128H210V127H207ZM212 128V129H213ZM217 128H219V127H217ZM18 129V128H17ZM27 129V128H26ZM29 129V128H28ZM27 129V130H28ZM30 129H31V126H30ZM48 128H47V133H48V130H49ZM54 129V128H53ZM56 129V128H55ZM54 129V130H55ZM58 129H60V127L58 128ZM221 129H225V128H222V127H220V130ZM254 129H256V128H254ZM23 130V129H22ZM22 130H20V131H22ZM26 130V131H27ZM36 130V129H35ZM52 130V129H51ZM229 130V129H228ZM252 129H250V131H251ZM25 131V132H26ZM46 131V130H45ZM50 131V130H49ZM62 131V130H61ZM66 131H67V129H66ZM210 131V130H209ZM255 131V130H254ZM54 132V131H53ZM208 132V131H207ZM211 132V131H210ZM213 132V131H212ZM218 132V134L217 135H219V130L218 131H216V133ZM251 132H253V130L251 131ZM15 133V132H14ZM22 133V132H21ZM24 133V132H23ZM55 133H58V131H56ZM55 133H50L49 135H48V137H45V138H43V139H41V141H37L36 140V142H34V144L32 145V149H30V151H29V153H28V151L27 152H24L23 153V155H25V158L23 159L22 158V160H21V162L20 163H18L19 165L17 166L18 167V171L21 173V174H23V173H25L29 168H33L34 166V164L39 160V158L44 154V152H45V150H46V148L48 147V145H50L52 142L54 143V141H55V139H56V135L57 134H55ZM215 133V134H216ZM228 133V132H227ZM260 133V132H259ZM40 134V136L43 134H41V132L39 133ZM59 134V133H58ZM62 134V133H61ZM214 134V135H215ZM223 134L224 133H222V136H223ZM226 134V133H225ZM230 134V133H229ZM261 134V133H260ZM8 135V134H7ZM36 135V134H35ZM44 135H45V133H44ZM69 135V134H68ZM205 135H207L206 134V132H205V134H203V136H205ZM216 135V138L218 137ZM233 135V134H232ZM231 135V136H232ZM226 136H228V135H226ZM235 136V135H234ZM258 136V135H257ZM60 137H61V135H60ZM212 137V140L213 141H215L214 140V138H213V136H211ZM220 137V136H219ZM229 137H230V135H229ZM228 137V138H229ZM263 137V136H262ZM34 138V137H33ZM59 138V137H58ZM58 138L56 139V140H58ZM210 138V137H209ZM209 138H207V139H209ZM223 138H225V137H223ZM227 138V137H226ZM254 138H256V137H254ZM36 139H38L39 140V138H38V136H37V138ZM61 139V138H60ZM201 139V138H200ZM220 139H221V137H220ZM235 139V138H234ZM259 139H261V138H259ZM32 140H35V139H32ZM63 140H64V138H63ZM211 140V141H212ZM219 140V138H217V140H216V143L214 142V144H217L218 141ZM233 140V139H232ZM257 140V139H256ZM28 141V140H27ZM211 141H210V143H211ZM213 141H212V148L213 147H215L214 145H213ZM220 141V140H219ZM222 141V140H221ZM224 141V140H223ZM226 141H228V139L226 140ZM225 141V142H226ZM230 141H231V139H230ZM29 142V141H28ZM33 142V141H32ZM62 142V141H61ZM65 142V141H64ZM234 142H235V140H234ZM233 142V145L232 146H236V145H234V144H236V143H234ZM60 143V142H59ZM201 143V142H200ZM209 143V144H210ZM228 143H229V141H228ZM210 144V145H211ZM227 144V143H226ZM238 144H240L241 145V143H237V145ZM57 145H59V144H57ZM20 147H21V145H19ZM169 146H170V144H169ZM218 146V145H217ZM225 146V145H224ZM227 146V145H226ZM231 146V147H232ZM242 146V145H241ZM240 146V147H241ZM52 147V146H51ZM50 147V148H51ZM211 146H209V148H210ZM237 147V146H236ZM55 148V147H54ZM211 148V150H213ZM217 148V147H216ZM228 148H229V146H228ZM172 149V148H171ZM218 149V148H217ZM216 149V150H217ZM234 149V148H233ZM238 149V148H237ZM242 150V149H241ZM52 151V150H51ZM206 151H208V152H206ZM233 151H235V150H233ZM238 151V150H237ZM226 152V151H225ZM240 152H242V151H240ZM240 152H239V154H237V155H240ZM26 153V154H25ZM47 153V152H46ZM224 153V152H223ZM227 153H228V151H227ZM250 153V152H249ZM21 154V153H20ZM48 154H50V151L48 152ZM225 154V153H224ZM229 154H230V152H229ZM246 154V153H245ZM215 156L214 157H216V154H214ZM227 155V154H226ZM249 155V154H248ZM251 155V154H250ZM44 156H46V155H44ZM44 156L42 157V159L44 158ZM209 156H210V154H209ZM224 156V155H223ZM243 156V155H242ZM22 157H24V156H22ZM47 157V156H46ZM205 157V156H204ZM203 157V158H204ZM212 157V156H211ZM210 157V158H211ZM233 157V156H232ZM248 157V156H247ZM206 158H207V155H206ZM205 158V159H206ZM221 158V157H220ZM224 158H225V156H224ZM224 158H222V160L224 159ZM243 159L244 158H246V157H242ZM186 159H188V160H186ZM208 159V158H207ZM228 159V158H227ZM227 159H225L224 161H225V163H226V160ZM230 159H231V157H230ZM243 159H241V161L240 160H238V162L240 161V164H242V163H245V162H248V160L246 159V161L244 162V160ZM248 159H250V160H252L250 157L248 158ZM217 160V159H216ZM216 160H215V162H216ZM243 160V161H242ZM205 161V160H204ZM211 161H214V160H211ZM217 161H219V160H217ZM230 161V160H229ZM231 161H233L232 159H231ZM235 161V160H234ZM14 162H16V161H14ZM41 162V161H40ZM206 162V161H205ZM220 163H217L216 165H220L221 164V162L222 161H219ZM237 162V163H238ZM242 162V163H241ZM163 163V162H162ZM202 163H204V162H202ZM208 163V162H207ZM224 163V164H225ZM236 163V164H237ZM250 163H251V161H250ZM249 163V164H250ZM223 164V163H222ZM221 164V165H222ZM239 164V165H240ZM248 164V165H249ZM253 164V163H252ZM162 165V164H161ZM213 165V164H212ZM226 165V164H225ZM239 165L237 164V166L239 167ZM242 165H244V164H242ZM33 166V167H32ZM36 166V165H35ZM54 166V165H53ZM52 166V167H53ZM164 166V165H163ZM202 166V165H201ZM214 166H215V163H214ZM213 166V167H214ZM228 166H230V165H228ZM232 166V165H231ZM158 167H159V165H158ZM204 167V166H203ZM213 167H212V169H213ZM215 167H217V166H215ZM219 167H221V166H219ZM238 167H236L235 166V168H238ZM166 168V167H165ZM218 168V167H217ZM217 168H215L214 170H216ZM226 168H229V167H226ZM39 169V168H38ZM161 169H163L164 170V168H161ZM160 169V170H161ZM221 168H219L218 170H219V172L221 171L220 170ZM223 169V168H222ZM234 168H232V170H233ZM239 169V168H238ZM241 169V168H240ZM240 169H239V171H240ZM244 169H246V166L244 167ZM244 169H242V170H244ZM44 170V169H43ZM147 170H148V168H147ZM159 170V171H160ZM30 171V170H29ZM164 171H166V170H164ZM163 171V172H164ZM225 171V170H224ZM230 170H228V172H229ZM234 171H235V169H234ZM234 171H232V172H230L229 174H232V173H234ZM236 171H237V169H236ZM205 172L206 171H203V173L205 174ZM209 172V171H208ZM212 172V171H211ZM211 172H210V175H211ZM222 172V171H221ZM226 172H227V170H226ZM241 172V171H240ZM142 173V172H141ZM161 173V172H160ZM217 173H218V171H217ZM252 173H253V170H252ZM256 173V172H255ZM254 173V174H255ZM213 174H215V173H213ZM225 174V173H224ZM228 174V173H227ZM226 174V175H227ZM238 174H239V172H238ZM238 174L236 173L235 175H237L238 176ZM245 174V173H244ZM253 174V175H254ZM33 175V174H32ZM142 175H143V173H142ZM209 175V176H210ZM225 175V176H226ZM234 175V174H233ZM247 175V176H246ZM246 177H248V173H246ZM250 175H252V174H250ZM47 172H45V173H43L42 175L40 174H36L35 176H32L30 179L28 178L27 179V181H26V183H24V185H23V191H25V192H28V191H30V189H31V187L33 186V185H35V184H42V185H45L46 186V189H47V194L44 196V200H45V203H43V206H44V212H45V214L48 216V217H50L52 220H54V223H55V221L57 222V223H59V222H61V223H59V224H61V225H63V223H64V225L66 224H70L71 222H73L74 220L76 221L78 218H77V215L79 214V212L77 213V215H76V208L77 207H75L74 208V206H73V204H70L69 203V201L68 200H58V199H60V198H57V196H54V194H51V191L52 190H50L49 189V187H48V182L46 181V178H47ZM204 176H206L207 177V175L205 174ZM215 176V175H214ZM213 176V177H214ZM218 176H219V174H218ZM217 176V177H218ZM224 176V175H223ZM231 176V175H230ZM237 176H235V177H237ZM240 176V175H239ZM43 177V178H42ZM168 177V176H167ZM202 177V176H201ZM213 177H211V178H213ZM217 177H215V178H217ZM229 177V176H228ZM227 177V178H228ZM234 176H233V178H235ZM243 177H244V175H243ZM253 177H255V176H253ZM182 178H181V180H182ZM230 178V177H229ZM229 178H228V180H229ZM239 179H242V178H240V177H238ZM167 179V178H166ZM165 179V180H166ZM197 178H195L193 181H195ZM206 179V178H205ZM204 179V181H206ZM244 179V178H243ZM249 179V181H250V179H252V178H247V179H244V181L246 182V183H248L247 182V180ZM42 180H44L45 181V183H44V181L42 182ZM191 180V181H192ZM223 181H224V179H222ZM236 180H238L237 178H236ZM169 181V180H168ZM178 181H180V180H178ZM177 181V182H178ZM183 181V180H182ZM192 181V182H193ZM200 182H201V180H199ZM210 181H211V179H210ZM210 181H208V183L210 182ZM225 181H227L226 179H225ZM224 181V182H225ZM231 181V180H230ZM229 181V182H230ZM234 181H235V179H234ZM234 181H232V182H234ZM242 181V180H241ZM136 182H137V180H136ZM135 182V183H136ZM151 182V181H150ZM184 182V181H183ZM196 182V181H195ZM194 182V183H195ZM198 182V181H197ZM199 182V183H200ZM213 182H214V180H213ZM219 182H221V181H219ZM218 182V183H219ZM228 182V181H227ZM227 182H225V184L227 183ZM228 182V183H229ZM240 182V181H239ZM244 182V183H245ZM139 183H141V182H139ZM218 183H217V185H218ZM231 183V182H230ZM193 184V183H192ZM196 184V183H195ZM204 184V183H203ZM224 184V185H225ZM236 184H237V181H236ZM239 185H240V183H238ZM237 184V185H238ZM243 184V183H242ZM140 185V184H139ZM143 185V184H142ZM182 185H184L183 183H182ZM190 185V184H189ZM189 185H188V187H189ZM209 185V184H208ZM231 185H232V183H231ZM247 185V184H246ZM137 186V185H136ZM192 186V185H191ZM220 186V184L218 185V187ZM223 186V185H222ZM221 186V187H222ZM229 186V185H228ZM236 186V185H235ZM247 186H249V185H247ZM232 187H233V185H232ZM243 187H245V189H246V186H244L243 185ZM243 187H242V189H243ZM34 188V187H33ZM164 188V187H163ZM184 188H185V185H184ZM224 188V187H223ZM233 188H235V187H233ZM233 188H230L231 190L233 189ZM241 188V187H240ZM137 189V188H136ZM160 189V188H159ZM158 189V190H159ZM189 189V188H188ZM201 189V188H200ZM206 189V188H205ZM219 189V188H218ZM228 189V188H227ZM227 189H225L226 191H227ZM224 190V191H225ZM230 190V191H231ZM237 190H239V189H237ZM203 191H205V190H203ZM240 191H241V194H243V192H245V191H243L242 192V190H239V193H240ZM246 191H247V189H246ZM36 192V191H35ZM179 192V191H178ZM232 192V191H231ZM253 192V191H252ZM185 193V192H184ZM188 193V192H187ZM214 193H215V191H214ZM212 194V193H211ZM210 194V195H211ZM221 194H223V193H220V195ZM241 194H240V196H241ZM30 195V194H29ZM183 195V194H182ZM209 195V196H210ZM216 195V194H215ZM219 195V196H220ZM238 195V194H237ZM21 196V195H20ZM23 196V195H22ZM21 196V197H22ZM38 196V195H37ZM158 196V195H157ZM218 196V195H217ZM239 196V197H240ZM243 196V195H242ZM244 196H246V195H244ZM255 196V195H254ZM171 197V196H170ZM174 197V196H173ZM173 197H171L170 199H172ZM183 197V196H182ZM203 197V196H202ZM247 197H248V195H247ZM153 198V196L151 195V194H146L145 196H142L141 198H136L135 200H134V204H136V205H140V207H141V205H143L144 203L147 205V206H150L151 204L150 203H147V202H149L150 201V199H152ZM161 198H163V197H161ZM196 198V197H195ZM216 198V197H215ZM222 198V197H221ZM235 198H238V197H235ZM252 198V197H251ZM254 198V197H253ZM24 199H25V197H24ZM33 199V198H32ZM155 199H156V197H155ZM159 199V198H158ZM185 199V198H184ZM189 199V198H188ZM223 199V198H222ZM221 199V200H222ZM239 199V198H238ZM119 200V199H118ZM118 200H116V201H118ZM123 200H124V198H123ZM162 200V199H161ZM199 200H200V198H199ZM204 200V199H203ZM225 200V199H224ZM227 200V199H226ZM237 200V199H236ZM241 200V199H240ZM242 200H244V199H242ZM247 200H248V198H247ZM247 200H246V202H247ZM68 201V202H67ZM147 201V202H146ZM158 200H156L155 202H157ZM167 201V200H166ZM170 201H172V200H170ZM179 201V200H178ZM197 201V200H196ZM234 201V200H233ZM239 201V200H238ZM238 201H237V204H238ZM250 201V200H249ZM122 202H125V201H122ZM121 201H119V203L121 204L122 203ZM154 202V201H153ZM167 202H169V200L167 201ZM186 202V201H185ZM190 202V201H189ZM189 202H187V203H189ZM221 202V201H220ZM223 202V201H222ZM245 202V201H244ZM243 202V203H244ZM26 203V202H25ZM37 203V202H36ZM118 203V204H119ZM159 203V202H158ZM198 203V202H197ZM236 203V202H235ZM117 204V205H118ZM125 203H123L122 205H124ZM156 204V203H155ZM193 204H195V203H193ZM192 204V205H193ZM212 204V203H211ZM220 204V203H219ZM247 204H248V202H247ZM34 205V204H33ZM41 205V204H40ZM121 205V206H122ZM158 205V204H157ZM169 205H171L170 203L168 204V206ZM174 204H172V206H173ZM186 205H188V204H186ZM239 205V204H238ZM164 206V205H163ZM175 206V205H174ZM180 206V205H179ZM189 206H190V204H189ZM188 206V207H189ZM240 206V205H239ZM120 207V206H119ZM137 207V206H136ZM146 207V206H145ZM166 207H167V204H166ZM165 207V208H166ZM187 207V206H186ZM202 207V206H201ZM235 207H237V205L235 206ZM244 207H246L245 205H244ZM160 208V207H159ZM170 208V207H169ZM168 208V209H169ZM178 208V207H177ZM190 208H192V207H190ZM189 208V209H190ZM240 208H242V206L240 207ZM120 209V208H119ZM144 209V208H143ZM147 209H148V207H147ZM156 209V206H155V208L154 207H150L149 208V213H147V214H149V223L151 224V218L153 217V215L156 213L155 211H158L157 209ZM164 209V208H163ZM171 209V208H170ZM169 209V211H173V210H170ZM173 209V208H172ZM180 209V208H179ZM179 209H178V213H180L179 212ZM182 209V208H181ZM245 209V208H244ZM165 210H167V209H165ZM174 210L176 211L177 209L176 208H174ZM200 210V209H199ZM237 210V209H236ZM108 211V210H107ZM110 211V210H109ZM181 211V210H180ZM191 211V210H190ZM194 211V210H193ZM201 211V210H200ZM241 211V210H240ZM111 212H116L115 210L113 211H111ZM155 212V213H154ZM177 212V211H176ZM175 212V213H176ZM205 212H206V210H205V208L204 209H202V217L204 216V214H205ZM218 212V211H217ZM105 213V212H104ZM103 213V214H104ZM119 213V212H118ZM117 213V214H118ZM121 213H123V212H121ZM162 213H164L163 211H162ZM173 213V214H172ZM171 214L172 215H174L175 213L174 212H172ZM190 213V215H191V212H189ZM209 213V212H208ZM242 213H243V211H242ZM108 214H109V212H108ZM116 214V215H117ZM165 214V213H164ZM168 214V212H166V215ZM194 214V213H193ZM240 214V213H239ZM261 214H263V213H260V215ZM105 215H107V214H105ZM133 215V214H132ZM163 215V214H162ZM170 215V214H169ZM168 215V216H169ZM45 216V215H44ZM112 216V215H111ZM117 216H119V215H117ZM165 216V215H164ZM180 216V215H179ZM187 216V215H186ZM206 216V215H205ZM171 217V216H170ZM189 217V216H188ZM210 217V216H209ZM216 217V216H215ZM259 217H262V216H259ZM165 218H166V216H165ZM180 218V217H179ZM258 218V217H257ZM95 219H98V218H95ZM100 219V218H99ZM98 219V220H99ZM101 219H102V215H101ZM105 219V218H104ZM118 219L119 218H116V216H114V214H113V216L112 217H110L109 219H107V224L106 225H104V226H102L103 224H101V222H100V224L99 225H101L102 227H104V228H101V226L99 227V225L97 226L98 228H99V230L101 229V232H104V233H108V234H112L111 236L112 237H116L117 239H116V241H117V246L116 247H122V243H123V239H125V237H124V235H122L123 237H121V236H119L120 235V231H121V228H119L117 225H115V223L116 224H119L118 223ZM154 219H156V218H154ZM171 219V218H170ZM172 219H174V218H172ZM176 219H178L177 217H176ZM217 219V218H216ZM215 218H214V222H215V220H216ZM42 220H43V218H42ZM60 220V221H59ZM131 220H133V216L131 217ZM160 220H161V218H160ZM166 220V219H165ZM168 220V219H167ZM180 220V219H179ZM183 220V219H182ZM199 220H201L202 221V219H200L199 218ZM211 220H212V218H211ZM218 220V219H217ZM224 220V219H223ZM238 220V219H237ZM258 220V219H257ZM260 220V219H259ZM59 221V222H58ZM91 221H93V220H91ZM162 221V220H161ZM160 221V222H161ZM169 221V220H168ZM38 222V221H37ZM40 222V221H39ZM42 223L44 222V221H41ZM94 222V221H93ZM98 222V223H99ZM103 222V221H102ZM163 222L164 221H162V224H163ZM172 222V221H171ZM214 222H211L210 224H212L213 223V229H214ZM222 222V221H221ZM52 223V222H51ZM92 222H90V224H91ZM97 223V222H96ZM156 223H157V220H156ZM155 223V224H156ZM165 223V222H164ZM175 223H176V221H175ZM174 223V224H175ZM218 223V222H217ZM56 224V223H55ZM197 224V223H196ZM196 224H192L191 226H189V228L186 230V231H183V232H181V233H179V235L177 236V238H176V240H175V242H174V245H173V247L171 248V250H169V260H170V264L172 263V264H174L175 262H177L178 261V258L180 257V256H183V255H186V252H185V250L184 249H186V247H187V245L189 244L188 243V241L192 238V236H193V233H194V231H195V229H196V227H197V225ZM206 224V223H205ZM222 225H223V223H221ZM253 224H254V222H253ZM40 225V224H39ZM120 225V224H119ZM160 225V224H159ZM190 225V224H189ZM252 225V224H251ZM251 225H249L250 227H251ZM56 226H58V224H56ZM121 226V225H120ZM130 227H132L133 228V224H130L129 225ZM175 226V225H174ZM203 226V225H202ZM217 226V225H216ZM215 226V227H216ZM221 225H219V227H220ZM89 227H91V228H95L93 225L92 226H90L89 225ZM161 227H162V225H161ZM210 227V226H209ZM224 227V226H223ZM97 228V229H98ZM145 228V227H144ZM155 228H156V226H155ZM163 228H166V227H163ZM200 228V227H199ZM96 228H95V230L98 232L99 230H97ZM123 229V228H122ZM129 229V228H128ZM159 230L161 229V228H158ZM157 229V230H158ZM168 229V228H167ZM176 229V228H175ZM209 229V231L208 232H210V229L211 228H208ZM223 229V228H222ZM227 229V228H226ZM251 229V228H250ZM250 229H248V231L250 230ZM94 230V229H93ZM130 230V229H129ZM128 230V231H129ZM146 230V229H145ZM166 230V229H165ZM165 230L163 231V234H164V232H165ZM169 230V229H168ZM178 230V229H177ZM176 230V231H177ZM219 230H220V228H219ZM247 230V229H246ZM167 231V230H166ZM224 231V230H223ZM35 232V231H34ZM122 232H124V231H122ZM131 232V231H130ZM156 232V231H155ZM158 232V231H157ZM156 232V233H157ZM160 232H162V230L160 231ZM207 232V231H206ZM215 232V231H214ZM166 233V232H165ZM171 233V232H170ZM252 233V232H251ZM253 233H254V230H253ZM152 229L150 228V229H148V233L146 234V241H149L150 239H151V237H152ZM166 234H169V232L167 231V233ZM257 234V233H256ZM4 236H6L5 234H3ZM171 235H172V233H171ZM171 235H169V236H171ZM175 235V234H174ZM201 235V234H200ZM204 235V234H203ZM216 235L218 236V234H217V232H216ZM220 235V234H219ZM226 235V234H225ZM87 237V236H86ZM195 237H196V234H195ZM216 237V236H215ZM220 237V236H219ZM90 238V237H89ZM129 238V237H128ZM203 238V237H202ZM227 238V237H226ZM253 238V237H252ZM93 240H94V238H92ZM115 239V238H114ZM127 239V238H126ZM165 239H167V238H165ZM196 240H197V238H195ZM200 238H198V240H199ZM217 239H218V237H217ZM221 239V238H220ZM219 239V240H220ZM249 239H251V238H249ZM9 240V239H8ZM169 240V238L167 239V241ZM225 240V239H224ZM127 241V240H126ZM202 240L200 239V242H201ZM210 241V240H209ZM221 241H223V237H222V240ZM246 241V240H245ZM162 242V241H161ZM193 242V241H192ZM191 242V243H192ZM226 242V241H225ZM249 242H251V241H249ZM149 243V242H148ZM195 243V244H194ZM194 243H192V244H194V245H196L197 243H196V241L194 242ZM217 243V242H216ZM215 243V244H216ZM247 243H248V240H247ZM200 244V243H199ZM206 244H208V243H206ZM86 245V244H85ZM194 245H192L193 247H196V246H194ZM248 245V244H247ZM164 245H162L161 247H163ZM198 246V245H197ZM165 247H167V245L165 246ZM165 247H163V248H165ZM253 247V246H252ZM153 248V247H152ZM156 248V247H155ZM163 248H161V250L163 249ZM169 248V247H168ZM242 248H243V246H242ZM251 248V247H250ZM249 248V249H250ZM256 248V247H255ZM117 249V248H116ZM151 249V248H150ZM157 249V248H156ZM199 249V248H198ZM222 249V248H221ZM146 250V249H145ZM159 250H160V248H159ZM158 250V251H159ZM164 250H166L167 251V249L165 248V249H163L160 253V255L161 256H164V255H166L165 254V251ZM191 250V249H190ZM241 250V249H240ZM254 250V249H253ZM10 251H11V248L10 247H0V253H2V254H5V255H10L11 253H10ZM158 251H157V253H158ZM251 251V250H250ZM143 252V251H142ZM149 252V251H148ZM154 252V251H153ZM168 252V251H167ZM191 252V251H190ZM254 252V251H253ZM252 252V253H253ZM257 252V251H256ZM151 253V252H150ZM164 253V255H162ZM194 253H195V250H194ZM245 253V252H244ZM2 254H0V264H3L2 263ZM147 254V253H146ZM152 254V253H151ZM239 254V253H238ZM243 254V253H242ZM249 254H251V252H249ZM145 255V254H144ZM150 255V254H149ZM154 254H152V256H153ZM158 255V254H157ZM156 255V256H157ZM255 255V254H254ZM151 256V255H150ZM149 256V257H150ZM166 256H168V254L166 255ZM252 256V255H251ZM154 257V256H153ZM184 257V256H183ZM182 257V258H183ZM255 257V256H254ZM146 258H147V256H146ZM160 258V257H159ZM159 258H156V261H157V259H159ZM181 258V259H182ZM203 258V257H202ZM252 259H253V256H252ZM251 259V260H252ZM147 260V259H146ZM148 260L150 261V258H148ZM153 260V259H152ZM196 260H198L197 258H196ZM29 262H30V264H36L35 263V261H34V259H33V257L30 259V260H28ZM163 261V260H162ZM161 261V262H162ZM146 262V261H145ZM158 262V261H157ZM6 263L7 264H12L13 263V261H11V262H9V261H6ZM161 264V263H160ZM195 264H196V262H195Z\"/></svg>",
    "mask_w": 264,
    "mask_h": 264
},
{
    "label": "crops",
    "instance_id": "0c3cea01",
    "mask_svg": "<svg viewBox=\"0 0 264 264\" xmlns=\"http://www.w3.org/2000/svg\"><path fill=\"white\" fill-rule=\"evenodd\" d=\"M57 1L29 0L26 14L38 22L37 9L41 8L46 21ZM145 103L144 109H140L143 103L135 105L126 120L96 116L76 133L63 166V192L74 198H97L106 186L125 180L161 131L158 126L145 138L150 119L155 118V113L150 117L152 106Z\"/></svg>",
    "mask_w": 264,
    "mask_h": 264
},
{
    "label": "built area",
    "instance_id": "2783aa9c",
    "mask_svg": "<svg viewBox=\"0 0 264 264\" xmlns=\"http://www.w3.org/2000/svg\"><path fill=\"white\" fill-rule=\"evenodd\" d=\"M165 38H161L160 41H164ZM159 90L157 88L153 89L147 95V101L151 105H158L159 104ZM145 106L141 105L140 109H144ZM17 260L19 264H27L30 263L28 260L32 258V249L31 243L27 236L20 237L17 242Z\"/></svg>",
    "mask_w": 264,
    "mask_h": 264
}]
</instances>
